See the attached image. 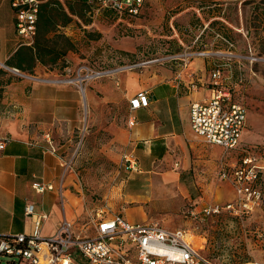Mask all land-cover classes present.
<instances>
[{
    "label": "rangeland",
    "instance_id": "obj_1",
    "mask_svg": "<svg viewBox=\"0 0 264 264\" xmlns=\"http://www.w3.org/2000/svg\"><path fill=\"white\" fill-rule=\"evenodd\" d=\"M1 4L2 23L14 30L10 1ZM63 5L67 11L72 7L74 14L57 30L74 48L57 66L37 63L33 74L2 66L4 80H23L24 95L39 109H21L17 100H9L0 116L16 121L54 153L47 162L56 164L57 188L65 190L77 231L90 232L88 213L104 208L131 221L144 218L169 229L189 230L195 243L204 246L200 253L216 264L264 262V208L242 217L202 213L204 205L234 197L220 169L241 154L222 151L214 167L207 165V154L195 157L192 178L181 173L182 181L194 185L190 194L158 181L153 188L148 178L140 177L137 149L127 132L128 99L152 69L179 73L191 65L208 79L218 64L231 76L225 83L249 109V126L259 139L251 143L264 154V0H147L143 13L129 24L81 1ZM21 42L15 35L10 48ZM157 58L171 60L153 62ZM87 71L102 75L80 82ZM127 157L136 159L135 167H129ZM13 258L0 255V264Z\"/></svg>",
    "mask_w": 264,
    "mask_h": 264
},
{
    "label": "built area",
    "instance_id": "obj_2",
    "mask_svg": "<svg viewBox=\"0 0 264 264\" xmlns=\"http://www.w3.org/2000/svg\"><path fill=\"white\" fill-rule=\"evenodd\" d=\"M46 1L11 0L21 44L34 43L39 13ZM82 1L128 24L140 17L147 3V0ZM99 75L102 74L87 71L78 79L84 82ZM230 77L220 65H214L209 98L193 102L190 108L191 128L197 136L206 143L222 147L226 153L238 151L241 154L238 161L220 169L221 179L233 186L236 199L205 206L203 216L229 212L242 217L264 208V154L256 144H243L248 110L246 104L234 96L233 87L225 83ZM150 101L147 90L139 91L130 99L129 127L137 123L134 111L148 106ZM47 138L52 144L49 134ZM4 147V142L0 141V149ZM127 160L129 167H135L136 159L127 157ZM33 188L44 192L53 189V185L34 182ZM25 214L34 218L32 232L0 235V255L14 257L9 264H216L200 253L204 246L195 243L193 234L186 229H169L157 222H129L122 214L97 208L88 213L90 232L79 233L75 221L64 218L55 233L43 235L42 223L48 215L36 213L34 203L26 205ZM192 214L196 215L194 211Z\"/></svg>",
    "mask_w": 264,
    "mask_h": 264
},
{
    "label": "crops",
    "instance_id": "obj_3",
    "mask_svg": "<svg viewBox=\"0 0 264 264\" xmlns=\"http://www.w3.org/2000/svg\"><path fill=\"white\" fill-rule=\"evenodd\" d=\"M3 1L0 0V6ZM9 1L12 9L11 0ZM4 14H7L6 11ZM13 16L14 30L5 26L0 17V70L12 53L22 45L20 43L10 48L9 42L15 35L18 36L15 14ZM170 60L157 58L153 62ZM191 68L190 65L189 68L174 73L169 68L158 67L139 80L136 93L128 99L129 108L130 99L142 90L149 92L151 101L148 106L134 111L137 123L127 131L135 150L137 149L140 177L148 178L153 188L158 181L168 189L172 188L173 191L179 189L181 192L184 190L189 194L193 192L194 185L182 181L181 173L185 172L192 178L190 171L195 165V157L206 154L207 165L214 167L215 161L224 151L218 145L206 143L191 128V104L209 98L212 70L206 79V76H200L197 69ZM2 72L3 69L0 72V87L4 89L0 92V109H7L4 104L9 100L11 103L17 100L21 104V109H39L31 106V96L24 95L23 89L26 84L23 80L16 78L4 80ZM38 97L39 94L33 95V99ZM247 110L249 111L248 108ZM0 141L5 144V147L0 149V235L33 231L34 218L25 214L28 203H34L36 213L48 215V219L42 223L43 235L55 233L64 218L75 221L66 208L65 190L63 187L57 188L56 164L47 162L49 153H54L42 143V139L31 136L16 121L0 116ZM47 141L49 142L48 138ZM242 141L243 144L259 141L249 126L248 114ZM232 153L239 154L238 151L230 152ZM34 182L51 184L53 189L37 192L33 188ZM232 190L234 197L227 201L236 199L233 186ZM227 201H215L204 205L203 208ZM123 217L129 222H149L142 216L141 221H131L125 215Z\"/></svg>",
    "mask_w": 264,
    "mask_h": 264
},
{
    "label": "trees",
    "instance_id": "obj_4",
    "mask_svg": "<svg viewBox=\"0 0 264 264\" xmlns=\"http://www.w3.org/2000/svg\"><path fill=\"white\" fill-rule=\"evenodd\" d=\"M68 1L71 0L65 2L48 0L42 5L34 43L32 45H20L7 60V66L33 74L39 62L54 66L60 64L63 57L74 48L72 40L57 30L58 25L67 24L71 20L72 14H74L72 7L67 11L63 5ZM73 1H81L88 6H92L82 0Z\"/></svg>",
    "mask_w": 264,
    "mask_h": 264
},
{
    "label": "water",
    "instance_id": "obj_5",
    "mask_svg": "<svg viewBox=\"0 0 264 264\" xmlns=\"http://www.w3.org/2000/svg\"><path fill=\"white\" fill-rule=\"evenodd\" d=\"M4 65V64H3ZM16 70V68H14Z\"/></svg>",
    "mask_w": 264,
    "mask_h": 264
}]
</instances>
